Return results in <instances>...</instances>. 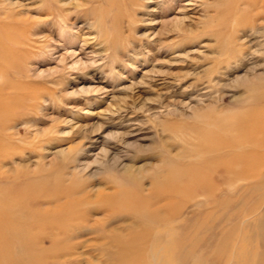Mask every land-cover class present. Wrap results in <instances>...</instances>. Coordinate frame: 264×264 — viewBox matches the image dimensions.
Returning <instances> with one entry per match:
<instances>
[{
    "label": "rangeland",
    "instance_id": "374dc122",
    "mask_svg": "<svg viewBox=\"0 0 264 264\" xmlns=\"http://www.w3.org/2000/svg\"><path fill=\"white\" fill-rule=\"evenodd\" d=\"M91 1L0 0V21L17 38L10 45L13 51L8 48L11 58L0 66V82H6L8 101L18 102L13 109L19 114L8 130L15 146L0 155V188H14L13 194L29 188L52 193L59 184L82 180L85 193L76 198L92 201L80 209L84 224L97 229L88 235L90 241L62 248L54 247L50 237L30 250L7 243L0 246V264H119L113 254L121 246L109 236H128L141 227L126 221L124 210L110 221L113 216L93 203L98 192L120 187L133 193L141 185L148 193L169 167L197 159L190 155L197 145L187 143L196 140L192 126L202 125L206 114H242L243 101L258 94L257 84L264 82V35L220 33L216 8L226 0H134L125 6L117 0L111 13L118 21L108 23L113 39L106 51L94 44L89 35L94 30L84 18L76 20ZM61 16L69 18L67 23ZM234 169L241 171L235 164ZM205 176L204 185L223 184L218 172ZM181 181L188 190L195 180L187 175ZM257 194L240 192L239 200L248 204L237 217L254 210L247 199ZM219 212L218 207L202 216ZM256 214L264 215V201ZM241 230H234L230 247L210 245L188 264H209L211 252L222 258L221 264H237L232 245L239 234L245 237ZM244 237L248 251L255 250V242ZM174 260L170 263L177 264ZM247 262L252 264V258Z\"/></svg>",
    "mask_w": 264,
    "mask_h": 264
},
{
    "label": "bare ground",
    "instance_id": "6f19581e",
    "mask_svg": "<svg viewBox=\"0 0 264 264\" xmlns=\"http://www.w3.org/2000/svg\"><path fill=\"white\" fill-rule=\"evenodd\" d=\"M116 1L93 0L91 6L76 15V20L84 18L89 28L94 30L89 34L90 38L103 51L109 49L113 39L108 23L116 24L118 21L117 16L111 13L118 7ZM128 2L135 1L124 0L122 5H128ZM216 9L217 18L221 17L220 33L251 30L253 35H264V0H226ZM68 19L61 16L64 24ZM7 26L0 21V66H5L4 62L11 58L8 48L13 51L10 45L17 39L14 31H5ZM234 48L229 52L230 58L236 52ZM228 49L230 51V47ZM3 74L4 69L0 71L2 78ZM257 86L259 93H251L243 101L246 106L242 114L222 118L206 114L199 121L202 125L192 126L196 140L187 143L197 145L190 154L197 159L186 164L179 161L176 166L169 167L166 174L159 175L148 193H143L141 185H138V192L133 193L131 190L126 193L118 186L119 190L112 193L98 192V200L93 203L97 204L98 210L113 216L110 221L117 219L116 212L124 210L126 221L130 219L131 224L141 227V231L128 236L110 235L111 231H107L110 239L121 246V251L113 254L115 260L120 259L119 264H125L126 260L144 264L146 258L151 264H171L172 258L177 264H188L193 255L205 252L210 245L230 247L236 227L242 229V233L245 231V237L239 234L233 241L232 258L235 262L248 264L247 260L252 258V264H264V215L256 214L264 201V82H258ZM17 105L14 100L8 101L6 82H0V155L15 146L8 130L13 127L10 122L19 118L13 109ZM12 134L17 135L18 131ZM187 164L191 166L186 169ZM234 164L240 166L241 171L235 170ZM208 171L218 172L223 184L218 185L214 180L204 185L205 172ZM187 175L195 180L193 188L188 190L180 186L183 184L181 179ZM59 176L63 177L62 173ZM239 181L251 184L236 185ZM85 185L82 180H73L69 186L59 184L52 193L49 189L29 188L13 194L14 188H0V246L16 243L30 250L34 246L39 247L48 237L58 248L76 240L90 241L88 235L97 229L84 224L85 212L80 208L92 201L83 195L76 198L85 193ZM244 190L258 192L256 196L246 197L254 204V210L237 217L248 204L245 199L239 200L240 192ZM44 205L54 207L52 210L41 208ZM218 207L219 213L202 216L203 211H213ZM249 214H252V221ZM243 237L255 242V250L248 251ZM102 239L105 238L99 241ZM206 259L209 264H221L222 261L214 252Z\"/></svg>",
    "mask_w": 264,
    "mask_h": 264
}]
</instances>
